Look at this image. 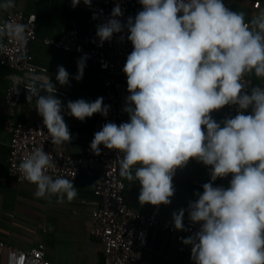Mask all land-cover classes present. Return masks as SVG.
<instances>
[{
	"label": "clouds",
	"instance_id": "obj_1",
	"mask_svg": "<svg viewBox=\"0 0 264 264\" xmlns=\"http://www.w3.org/2000/svg\"><path fill=\"white\" fill-rule=\"evenodd\" d=\"M80 3L71 0V7ZM83 3L91 7L92 0ZM139 4L142 10L122 23L124 11L116 3L96 27L99 46L126 31L133 50L122 69L129 93L123 111L129 119L104 124L90 148L97 155L100 145L122 154L119 175L139 182L141 205L170 204L175 171L190 159L208 166L210 180L202 185V193H194L196 199L186 209L172 214L176 230H186V212L192 224L200 225L193 235L180 238L191 246L193 264H264V86L249 91L241 84L246 72L264 78V10L246 21L245 14L230 10L225 0ZM13 7L15 0H0V11ZM25 32L22 23L0 25V39L26 42ZM87 59L84 54L77 61L73 79L83 78ZM55 77L61 85L70 80L63 66L57 67ZM43 79L44 88L26 87V99L30 104L35 98L51 142L62 146L72 138L62 101L51 76ZM226 105H236V114L217 122L211 114ZM66 108L67 115L84 121L96 113L106 117L110 105L103 97L81 98L68 101ZM54 166L51 154L37 148L19 170L36 186L37 198L55 195L60 203L72 201L78 194L73 179L47 174ZM229 175L227 187L214 186Z\"/></svg>",
	"mask_w": 264,
	"mask_h": 264
},
{
	"label": "crops",
	"instance_id": "obj_2",
	"mask_svg": "<svg viewBox=\"0 0 264 264\" xmlns=\"http://www.w3.org/2000/svg\"><path fill=\"white\" fill-rule=\"evenodd\" d=\"M232 11L243 12L245 20L249 21L264 10V0H225ZM96 3L92 0L91 7L81 3L73 8L71 0H15V7L0 11V19L9 11L21 10L25 14L35 13V30L37 38L29 45L33 62L46 68L47 77L66 95L55 94L62 101V115L71 133V141L57 145L58 149L72 155H81L89 144L94 121L97 114L80 121L67 115V102L77 99L95 101L101 91L102 73L92 61H86L83 78L73 79L77 72V61L82 55L67 52L43 43L44 38L56 39L65 32L90 35L91 21ZM142 10L140 4L129 8L132 17ZM3 38L0 39V43ZM58 66H63L70 74L67 85H61L55 77ZM249 76L256 80L254 73ZM20 72L0 64V238L22 249H28L42 242L45 245V258L54 264H105L103 242L90 235L92 210L95 207L94 195L97 173L84 169L73 179L78 189L77 196L60 203L57 196L50 195L37 198L34 193L36 186L27 182H17L8 178L6 169L9 154V136L3 129L5 90L17 80ZM39 87H46L38 84ZM25 91L21 97V106L17 118L24 123L43 122L35 108V98L28 103ZM46 93L41 92V95ZM227 105L211 115L217 122L224 120ZM129 116L127 115V120ZM209 175V167L196 159H190L183 168H178L173 177L175 189L171 203L161 204L159 216L162 219H172L174 211L186 207V201L194 198V193L200 192L198 181ZM125 183L124 197L128 205L142 211L152 208L151 204L141 205L138 201L140 193L139 182H131L122 178ZM186 221H189L187 212ZM186 236L179 232H168L158 228L149 230L147 247L141 258V264H193L191 247L181 242ZM0 264H6V250H0Z\"/></svg>",
	"mask_w": 264,
	"mask_h": 264
},
{
	"label": "built area",
	"instance_id": "obj_3",
	"mask_svg": "<svg viewBox=\"0 0 264 264\" xmlns=\"http://www.w3.org/2000/svg\"><path fill=\"white\" fill-rule=\"evenodd\" d=\"M94 14L97 19L91 21L92 31L90 35L65 32L56 39L44 38L43 43L67 52L80 55L87 54L102 73L101 91L99 97H103L105 105H110L108 115L97 114L93 124L89 144L81 155L68 154L51 142L47 128L43 122L36 121L31 124L24 123L17 118L21 106V97L29 85L44 84L46 68L36 65L30 53L29 45L36 40V14H25L21 10L9 11L0 19V25L5 22L22 23L26 26V42H18L12 37H3V47L0 48V64L11 67L20 72L18 80L10 83L5 90V107L3 129L9 136L8 164L6 173L8 178L17 182H27L19 170L21 161L37 148H43L53 157L54 167L47 174L53 176L76 178L84 169L96 171L94 195L95 207L92 210V224L90 235L100 239L104 244L105 264H141V258L147 247L149 230L158 228L168 232H179L186 237L199 230V224H192L184 219L185 231L174 228L172 219L160 218L161 205L152 206L148 211H142L128 205L125 201V183L119 175V160L122 154L116 150H110L100 145V154H95L90 144L94 134L101 130L106 123L117 125L127 122V113L123 111L127 91V77L122 71L126 58L133 50L127 40V32L114 34L111 41H105L99 46L96 37V27L103 23L110 15L116 3H120L124 15L120 17L122 23H126L130 15L131 5L139 4V0H95ZM226 6L227 3L225 2ZM228 7V6H227ZM123 35V40L121 36ZM107 65L103 67L102 65ZM244 90L253 87L264 86V78H251L246 72L241 78ZM55 94L65 96V91L55 87ZM236 105H227L225 118L236 114ZM231 175L218 178L214 186L227 187ZM210 175L206 179L198 181L197 185L202 193V185L209 182ZM189 198L186 201L195 200ZM191 247V246H189ZM6 250V264H54L45 258V245L39 242L28 249H22L0 238V250Z\"/></svg>",
	"mask_w": 264,
	"mask_h": 264
}]
</instances>
